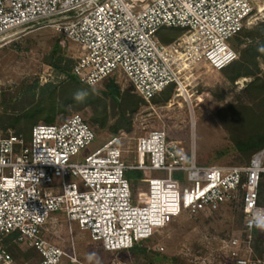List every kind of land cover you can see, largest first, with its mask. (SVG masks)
<instances>
[{"label":"built area","instance_id":"built-area-1","mask_svg":"<svg viewBox=\"0 0 264 264\" xmlns=\"http://www.w3.org/2000/svg\"><path fill=\"white\" fill-rule=\"evenodd\" d=\"M263 11L264 3L256 8L254 0H0V37L29 25L52 27L78 44L72 74L80 82L94 86L122 75L150 100L180 85L181 73L195 62L222 70L237 60L230 41ZM164 28L183 32L165 43L157 35ZM2 92L0 78V100ZM95 137L80 114L37 123L27 140L0 132V264H15L2 245L12 234L34 248L36 264H61L65 257L76 262L42 234L55 213L110 252L150 239L181 211L212 213L236 197L245 231L261 230L247 220L264 209V149L244 165H198L179 141L152 130L137 138L133 165L125 163L118 137L75 159ZM135 169L147 175L140 179L147 190L136 200L125 176ZM227 247L234 264H264L242 256L237 238Z\"/></svg>","mask_w":264,"mask_h":264},{"label":"rangeland","instance_id":"rangeland-1","mask_svg":"<svg viewBox=\"0 0 264 264\" xmlns=\"http://www.w3.org/2000/svg\"><path fill=\"white\" fill-rule=\"evenodd\" d=\"M263 3L254 0L256 8ZM262 29L264 11L230 41L238 54L234 64L215 70L202 61L195 62L181 73L180 85L172 84L150 100L143 99L118 74L94 86L73 83L67 74L72 73L80 55L78 44L52 27L29 25L14 30L0 37V132L19 133L27 140L30 124L32 128L46 123L44 115L53 106L52 123L80 114L96 133L75 157L78 160L110 137H118L125 163L133 165L137 138L163 130L169 139L179 141L186 152L193 153L198 165H244L254 152L264 149V57L263 50L255 49ZM182 32L164 28L157 35L167 43ZM238 72L240 76L235 77ZM81 89L89 94L83 102H77L73 96ZM109 90L118 92V102ZM32 109L44 112L23 117ZM17 117L20 120L15 123ZM261 141L263 145L256 148ZM142 177L147 175L142 173ZM140 179L131 181L134 200L147 190ZM259 194L264 206V174ZM42 234L76 260L65 257L61 264H97V260L99 264H200L203 258L211 264H234L227 247L232 238L240 241L242 256L264 260V229L250 234L245 231L239 197L212 213L191 215L181 211L133 250H104L100 242L92 241L86 231L60 213L51 216ZM15 238L13 235L2 241L15 264H36L40 256L34 248ZM93 252L96 256L89 261L88 254Z\"/></svg>","mask_w":264,"mask_h":264},{"label":"trees","instance_id":"trees-1","mask_svg":"<svg viewBox=\"0 0 264 264\" xmlns=\"http://www.w3.org/2000/svg\"><path fill=\"white\" fill-rule=\"evenodd\" d=\"M259 36L261 37L260 39V42L257 44V46L255 47V49H259V50H263V57H264V29H262V30H260V32H259ZM56 52V51H55ZM54 55H55V53H54ZM256 55H259V53H256ZM254 56H255V54H254ZM234 62H236V60L234 61ZM234 62H232L231 64H229L228 66H226L225 68H227V67H229V66H231L232 64H234ZM225 68H223V69H225ZM67 72V71H66ZM68 76H69V78H70V80L73 82V83H78V79L71 73V71L67 74ZM240 76V73L238 72L236 75H235V77H239ZM109 93H110V96L112 97V99L115 101V102H118V99H119V95H118V92H116L115 90H109ZM54 97V96H53ZM52 97V98H53ZM41 111H35L34 109H32V110H30V111H26V113H24V115H23V117H25V116H34V114L35 113H38V112H40L41 114H43V112H44V109H40ZM54 115H55V108L52 106V108H50V109H48L47 110V112L45 113V115H44V118H43V120L47 123V124H50V123H52L53 122V120H54ZM6 119L8 120V119H10L9 117L7 118L6 117ZM17 119V121L15 122V123H18L19 122V120H20V118H16ZM14 123V124H15ZM14 124L13 123H11V125L14 127ZM31 125H32V123L30 124V126H29V134H30V130H31ZM15 134H19V133H15ZM263 145V142L261 141V142H258L257 144H256V148L257 147H261ZM125 176L128 178V180H130V182L132 181V180H134V179H136V178H142V173L140 172V171H137V170H128V171H126V173H125ZM262 177H263V174H262V176H261V179H262ZM260 187H261V180H260V186H259V190H260ZM259 196H260V194H259ZM254 231H256V230H254ZM13 235H15V234H12V235H10V236H13ZM16 236V235H15ZM9 237V236H8ZM140 243V242H139ZM139 243H137V244H135L132 248H130L129 250H133V249H135L136 247H137V245L139 244Z\"/></svg>","mask_w":264,"mask_h":264},{"label":"clouds","instance_id":"clouds-1","mask_svg":"<svg viewBox=\"0 0 264 264\" xmlns=\"http://www.w3.org/2000/svg\"><path fill=\"white\" fill-rule=\"evenodd\" d=\"M87 90H77L73 96V99L77 102H83L87 96H88ZM247 225L249 227H255L258 229H264V209H257L254 212L251 213L249 219L247 220ZM96 256V254L89 253L88 254V260L91 261ZM97 264H99V261L97 260Z\"/></svg>","mask_w":264,"mask_h":264},{"label":"bare ground","instance_id":"bare-ground-1","mask_svg":"<svg viewBox=\"0 0 264 264\" xmlns=\"http://www.w3.org/2000/svg\"><path fill=\"white\" fill-rule=\"evenodd\" d=\"M183 83V82H182ZM181 89H182V87H181ZM182 91V93H180L179 95H181V96H183L184 95V88H183V90H181Z\"/></svg>","mask_w":264,"mask_h":264}]
</instances>
